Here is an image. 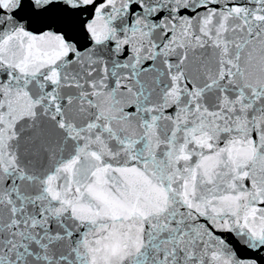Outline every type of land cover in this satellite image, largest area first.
<instances>
[{"label": "snow or ice", "instance_id": "obj_1", "mask_svg": "<svg viewBox=\"0 0 264 264\" xmlns=\"http://www.w3.org/2000/svg\"><path fill=\"white\" fill-rule=\"evenodd\" d=\"M0 264H264V0H0Z\"/></svg>", "mask_w": 264, "mask_h": 264}]
</instances>
